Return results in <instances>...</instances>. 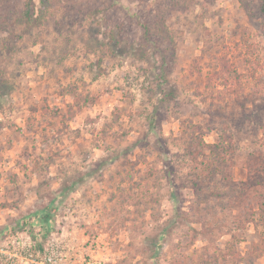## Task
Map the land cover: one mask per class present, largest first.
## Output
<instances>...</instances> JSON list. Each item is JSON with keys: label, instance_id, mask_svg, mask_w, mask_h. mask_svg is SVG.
<instances>
[{"label": "rangeland", "instance_id": "1", "mask_svg": "<svg viewBox=\"0 0 264 264\" xmlns=\"http://www.w3.org/2000/svg\"><path fill=\"white\" fill-rule=\"evenodd\" d=\"M17 1L0 264H264V0Z\"/></svg>", "mask_w": 264, "mask_h": 264}, {"label": "trees", "instance_id": "2", "mask_svg": "<svg viewBox=\"0 0 264 264\" xmlns=\"http://www.w3.org/2000/svg\"><path fill=\"white\" fill-rule=\"evenodd\" d=\"M15 4H16V6L18 8L22 9V12L25 15V17H27V18L31 17V12L29 11V9L31 8V6H33L32 0H25L21 4H19V2L17 1V3H15ZM7 8H8L7 11L9 13H11V12H13L15 10V6H14V4L12 2H10V0H8ZM263 25H264V23H263ZM153 121H155V119H153ZM229 170H228V173H229ZM225 177H226L225 180H227V176L226 175H225ZM33 215L37 216L36 223L39 224L42 228L46 229L45 232H48L51 229L52 223H53V219H52L51 212L48 211V207L34 211ZM38 247L40 248V244H38Z\"/></svg>", "mask_w": 264, "mask_h": 264}, {"label": "built area", "instance_id": "3", "mask_svg": "<svg viewBox=\"0 0 264 264\" xmlns=\"http://www.w3.org/2000/svg\"><path fill=\"white\" fill-rule=\"evenodd\" d=\"M22 247H25V253L27 254V257H29V259L31 261H34L35 260V255H38V251L34 250V245L29 241L28 242V246H22ZM52 251L53 249L51 248L50 252L46 255L45 257V260L48 261V262H51L52 260ZM34 258V259H33ZM41 264H45V263H42L40 262Z\"/></svg>", "mask_w": 264, "mask_h": 264}]
</instances>
